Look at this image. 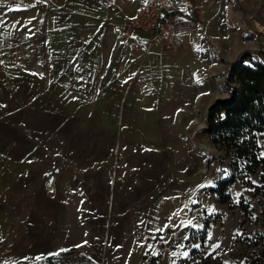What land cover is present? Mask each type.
Instances as JSON below:
<instances>
[{
    "label": "rangeland",
    "instance_id": "obj_1",
    "mask_svg": "<svg viewBox=\"0 0 264 264\" xmlns=\"http://www.w3.org/2000/svg\"><path fill=\"white\" fill-rule=\"evenodd\" d=\"M80 1L0 0V153L29 170L0 196V264H254L260 170L240 178L205 128L233 67L264 61V0H171L189 42L139 48L117 84L64 49L67 20L103 13Z\"/></svg>",
    "mask_w": 264,
    "mask_h": 264
},
{
    "label": "trees",
    "instance_id": "obj_2",
    "mask_svg": "<svg viewBox=\"0 0 264 264\" xmlns=\"http://www.w3.org/2000/svg\"><path fill=\"white\" fill-rule=\"evenodd\" d=\"M230 92L209 107L205 131L241 170L240 178L247 179L260 170L256 189L264 199V155L260 136L264 133V61L240 63L227 77ZM237 179L233 173L222 182L220 190ZM254 264H264V249ZM83 264H96L88 259Z\"/></svg>",
    "mask_w": 264,
    "mask_h": 264
},
{
    "label": "crops",
    "instance_id": "obj_3",
    "mask_svg": "<svg viewBox=\"0 0 264 264\" xmlns=\"http://www.w3.org/2000/svg\"><path fill=\"white\" fill-rule=\"evenodd\" d=\"M96 1L100 5V10L103 11L101 16L91 18L90 20L80 17L69 19L67 22L65 21L64 49L66 48L67 51L70 49V52L77 53V61H80L82 57L85 59L83 66L87 69H79L80 64H82V61H80L76 70L77 74L86 73L103 76L107 72V74L112 75L114 79L113 82L117 84V82L122 80V74H128L131 71L135 61H137L136 57L143 53L137 47L133 48L126 46L121 43L118 38L124 22V16L134 12L137 8L136 5L138 6V0ZM173 1L178 3L184 0ZM74 3L75 2L71 0V3H69L71 5L68 4V8L74 11L92 9V7L88 5L79 6V3H81L80 0H76L77 6H74ZM142 34L148 35V33ZM187 34L185 33L184 38L188 40L190 37ZM187 40L183 41L184 45ZM158 50L159 49L154 48L152 54H158ZM70 52L68 54H70ZM88 53L89 55L86 56ZM91 59L93 60L90 61ZM88 66H90V68L93 67V69L89 68L88 70ZM94 79L97 81V78ZM100 79L102 78H99V80ZM80 80L82 79H75L76 82H80ZM71 81H74V79H71ZM77 88H79V86H77ZM90 88H96V86ZM14 162L12 158L7 160L5 152L0 153V196H2L6 190L7 186L5 181L10 176L18 178L21 175L27 174V171H29L25 166L27 163H21V161Z\"/></svg>",
    "mask_w": 264,
    "mask_h": 264
},
{
    "label": "built area",
    "instance_id": "obj_4",
    "mask_svg": "<svg viewBox=\"0 0 264 264\" xmlns=\"http://www.w3.org/2000/svg\"><path fill=\"white\" fill-rule=\"evenodd\" d=\"M190 9V4L175 9L171 0H140L134 12L124 16L118 38L121 43L142 48L146 53L156 46L176 48L183 44L181 22Z\"/></svg>",
    "mask_w": 264,
    "mask_h": 264
},
{
    "label": "snow or ice",
    "instance_id": "obj_5",
    "mask_svg": "<svg viewBox=\"0 0 264 264\" xmlns=\"http://www.w3.org/2000/svg\"><path fill=\"white\" fill-rule=\"evenodd\" d=\"M38 2H41V0H38ZM249 179H250V178H249ZM252 183L255 184L256 181L253 180ZM239 195H240V193H237V196H239ZM208 211H209V213H211V212H213L214 210H213L212 208H209ZM253 218H255V217H253ZM169 219H171V217H169ZM141 223H142V221H141ZM182 223H183L184 227H188V226H191L192 228H198V227H201V226H199V225L193 224V221H192L191 219H189L186 223H184V222H182ZM168 227H169V225H168V224H165L162 228H158V229H156V231H158V232H163V231H165ZM173 235H175V233H173ZM189 238H190V237H189L188 235H185V236H184V239H185V240H188ZM161 239L164 240L165 243H167V240H165L163 236L161 237ZM179 247H184V245L181 244V245H179ZM190 247H192V248H199L200 245H199V244H193V245H191ZM214 247H215V248H219V245L217 244V245H215ZM171 255L175 257V256H177L178 254H177L176 252H172ZM180 255H181L183 258H188L189 255H190V253H189V251H184L183 253H180ZM173 264H175V261H173Z\"/></svg>",
    "mask_w": 264,
    "mask_h": 264
}]
</instances>
